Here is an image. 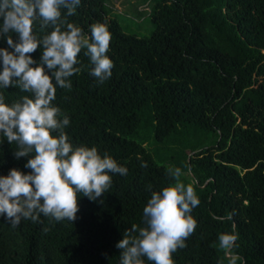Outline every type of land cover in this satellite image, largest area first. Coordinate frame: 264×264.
<instances>
[{
	"label": "trees",
	"instance_id": "1",
	"mask_svg": "<svg viewBox=\"0 0 264 264\" xmlns=\"http://www.w3.org/2000/svg\"><path fill=\"white\" fill-rule=\"evenodd\" d=\"M149 16V38L126 34L107 0H82L69 17L85 31L108 24L114 66L98 84L78 54L82 70L71 89L57 88L54 103L69 115L75 144L96 145L128 172L114 174L95 201L78 194L73 221L41 214L12 227L0 217V264H119L115 245L143 226L151 190L174 183L169 165L187 172L180 179L200 199L175 264H217L218 233L233 225L244 264H264V0H158ZM24 94L5 90L9 102ZM14 148L0 142V174L30 171Z\"/></svg>",
	"mask_w": 264,
	"mask_h": 264
},
{
	"label": "clouds",
	"instance_id": "2",
	"mask_svg": "<svg viewBox=\"0 0 264 264\" xmlns=\"http://www.w3.org/2000/svg\"><path fill=\"white\" fill-rule=\"evenodd\" d=\"M82 0H0V142L15 144L16 159L27 157L22 171L0 174V217L12 227L22 220L73 221L82 194L95 201L107 192L113 175L128 168L96 145L75 144L66 132L70 117L54 103L57 88L71 89L73 74L82 70L78 54L88 57V71L98 84L112 75L107 54L112 33L96 21L88 31L69 19ZM15 37V38H14ZM39 48L38 58L32 55ZM24 95L9 102L5 90ZM146 166V162H142ZM174 183L151 190L143 207V226L133 224L116 243L119 264H175L173 253L186 247L196 228L193 209L200 203L181 167L169 165ZM214 219L225 217L212 214ZM238 232L218 233L223 259L217 264H244L235 249Z\"/></svg>",
	"mask_w": 264,
	"mask_h": 264
},
{
	"label": "rangeland",
	"instance_id": "3",
	"mask_svg": "<svg viewBox=\"0 0 264 264\" xmlns=\"http://www.w3.org/2000/svg\"><path fill=\"white\" fill-rule=\"evenodd\" d=\"M158 0H107L112 18L118 20L124 32L138 38H149L154 26L149 12Z\"/></svg>",
	"mask_w": 264,
	"mask_h": 264
}]
</instances>
